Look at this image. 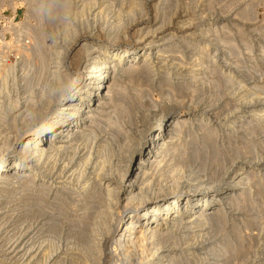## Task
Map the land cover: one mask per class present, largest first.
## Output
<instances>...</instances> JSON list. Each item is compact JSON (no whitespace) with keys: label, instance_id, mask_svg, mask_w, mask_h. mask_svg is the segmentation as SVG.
Wrapping results in <instances>:
<instances>
[{"label":"rangeland","instance_id":"obj_1","mask_svg":"<svg viewBox=\"0 0 264 264\" xmlns=\"http://www.w3.org/2000/svg\"><path fill=\"white\" fill-rule=\"evenodd\" d=\"M136 45L151 46L150 61L145 70H139L138 58L126 74L121 69L129 63L124 61L110 71L119 78L114 100L130 101L137 120L146 111L153 118L169 108L177 110L182 122L175 153L154 173L153 185L160 183L168 191L186 184L204 188L214 171L230 163L237 174L239 169L254 172L244 185L249 193L243 206L226 205L219 225H197L186 236L184 230H172L174 240L156 255L164 252L178 264H264V119H257L264 110V0H0V158L11 148L18 152L40 124L43 110H49L39 104L40 96L51 92L59 76H67L69 86L80 80L89 48L100 52L96 57ZM110 104L109 112L115 105ZM247 109L255 111L250 115ZM104 121L97 123L93 145L72 142V149L54 153L34 171L17 168L10 172L17 179L0 181V264H77L84 247L77 231L92 197H84L70 175L90 147L109 142L111 128ZM198 152L207 154L205 162ZM16 155L10 158L12 166L19 161ZM193 201L188 198L185 217H193ZM110 259L118 261L117 256Z\"/></svg>","mask_w":264,"mask_h":264},{"label":"bare ground","instance_id":"obj_2","mask_svg":"<svg viewBox=\"0 0 264 264\" xmlns=\"http://www.w3.org/2000/svg\"><path fill=\"white\" fill-rule=\"evenodd\" d=\"M131 10L133 11V9ZM139 37L141 38L142 36ZM147 46L149 45L140 48L139 45H136L133 48L124 51H119V49L113 48L112 50H110L111 52H106L107 55L104 54L96 57L94 56L96 54H99L100 52H98L94 48H89V51L85 56V60L83 62L82 72L78 75V77H80V80L71 81L72 83L69 86V82H66L69 78H67V76H64L65 78H67L66 80L63 76H59V78H57V81H55L56 86H51L53 87L51 92L40 96L41 99L39 104L44 105L45 107L47 106V109H49L43 110L44 113L41 117L40 124L34 127V131L28 135L23 146L20 147L18 152L14 148H11L0 158V181L4 183L13 179H17L16 174L15 176L10 175L11 170L13 171L17 168L23 169L25 167L28 173L34 171L39 166L41 167L44 160L48 161L49 159H51V156L54 153H59L62 151L64 152L68 148L72 149V142H91V144L93 145L96 138L95 128L100 127H97V123L104 121L102 120V118L100 119L101 121H99L98 119L99 117L105 116V126L107 128H111L110 139L108 140L109 142H97L98 144L95 147H90L87 154L82 157L80 156V158L76 161L73 168L74 172L72 175H70L79 185L82 195L84 197H92L91 204L89 203V206L86 205V208L82 209L85 212L84 217H82L81 219L82 224H84L82 227L79 226L81 227V230L77 228L79 229V231L77 232H79V236L82 238L84 243L83 252L85 254L84 256L82 255L83 252H81V256L80 258H78L77 264H100L101 262H103L102 264H113L112 260L110 259L113 256H117L118 258V261H115L116 263L114 262V264H163L162 262H160L162 259L166 260L165 264H175V262L177 263V261L179 260L174 262V257L163 255L165 254L164 252L163 254L156 255V252L159 251V249L164 248L167 243L174 240V230H184L183 233L186 236L185 233H189V231H191V229H193L197 225L198 229L203 226V224L207 223H212L213 226L217 225L218 222L222 221V212L224 211V209H226L224 207L227 205L226 207H229L230 209H233V207L238 209L239 207L244 205L245 197L249 193L248 189L244 188V185H247L249 181H251L249 177L251 175L253 176L254 172L252 173L246 171L247 169H239V172H241V174H237V171L232 166L233 164L230 163L231 160L228 161L230 164L219 167L220 172L215 175V171L213 172V176L208 178L209 183L207 187L196 188L195 186L186 184V186L182 189L175 187L172 188L171 191H168V189L164 188L160 183H158V185L154 184L156 186L154 187L152 182L154 173L158 172L157 169L159 167L166 166V163H168V161H166L165 159L170 153H175L173 147L175 146L176 142L179 141L181 136V116H179V113L176 109L170 110L168 108L169 110H163L164 112H162L161 116L159 117L150 118L148 117L149 112L147 113L146 111L142 114L141 118L137 120L136 116L134 115L135 112L133 113V110H131L132 107L130 108L129 106L130 101H128L129 103L123 102L121 104V101H115L117 100V98L114 100L115 96L113 94H115L116 90L118 89L117 83L119 81V78L115 76V73H113V75L110 73L113 68L121 65L123 61L129 63V65H125V67L121 69V72H123V74H126L128 71L130 72L135 68V65L133 66V60H136L138 58L141 59L140 63H142V66L139 67V70H145L144 68L146 64H148L150 61L149 55L151 54H149V52L153 50L150 48L151 46ZM52 53L54 54V52ZM106 56H110V61L106 59ZM58 57H60L59 54ZM145 73H143V75ZM64 74L65 73H63V75ZM144 77L146 76L144 75ZM165 77L168 78V76ZM144 94L146 93L144 92ZM149 94L150 93L148 92V95ZM169 94L170 93H168V95ZM172 94L173 93H171V96ZM123 97L124 96H122V98ZM141 98L143 97L141 96ZM248 98L250 97H248L247 95L245 96L244 100H247ZM111 102H113L115 105H113V111L111 110L109 112V106H111V104L109 105V103ZM135 106L140 107V105ZM154 107L156 106H153V108ZM254 111L255 110L247 109L246 114L251 115V113L253 114ZM257 119H264V110H259ZM234 122L230 125L234 124ZM230 125L228 126L230 127ZM106 127H104V130L106 129ZM22 138H20V140ZM209 146L210 144L208 145V147ZM246 146L249 147V145ZM209 149H211V146ZM15 153L19 156V161L15 162L14 166H12L10 158L13 157ZM196 153L192 156L197 155ZM202 153L205 154L206 151ZM246 154L245 156H247ZM248 154H250V152ZM202 155L200 153L198 158H200L199 160L205 162L204 160L207 159L205 158L207 154L203 155V157ZM211 155L210 157H212ZM198 158L196 157V161H199ZM201 158H203V160ZM177 159H179V157ZM210 161L212 163L213 160L210 159L209 162ZM19 162H21V164ZM203 162H201L200 164L199 161V165H202ZM219 162H221V159ZM33 176L37 177L36 174H33ZM158 176H162V174ZM168 177L169 176H167V178ZM160 178L161 177H159V179ZM168 179H170L172 182H177V180L174 181V176H170V178ZM237 188H239L240 190L236 191ZM179 191L181 192L179 193ZM75 195L77 197V194ZM78 197H80V195ZM29 198L31 197L29 196ZM188 198L194 200L192 203V207L189 208V215L193 217L184 216L187 211V205L189 204ZM220 214H222L221 218ZM74 225L77 226V224ZM170 225L171 228L169 227ZM76 226L73 227L75 228L74 230H76ZM215 228L217 227L215 226ZM217 233H219V230ZM258 233L260 232L258 231ZM188 236H190V234H188L187 237ZM193 239L194 238L190 240ZM175 241H177L176 238ZM171 247H173V245ZM216 249L218 250V248ZM78 253H80V251ZM138 253L140 254V256ZM148 256H150V258H148ZM228 257H230V255ZM195 264L199 263L196 262Z\"/></svg>","mask_w":264,"mask_h":264}]
</instances>
